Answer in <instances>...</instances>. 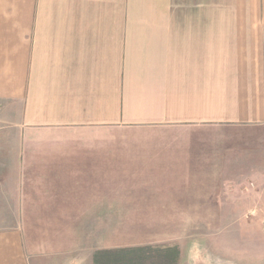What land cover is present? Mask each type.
Segmentation results:
<instances>
[{"label": "crops", "instance_id": "1", "mask_svg": "<svg viewBox=\"0 0 264 264\" xmlns=\"http://www.w3.org/2000/svg\"><path fill=\"white\" fill-rule=\"evenodd\" d=\"M262 177L264 0H0V214L257 212Z\"/></svg>", "mask_w": 264, "mask_h": 264}, {"label": "rangeland", "instance_id": "2", "mask_svg": "<svg viewBox=\"0 0 264 264\" xmlns=\"http://www.w3.org/2000/svg\"><path fill=\"white\" fill-rule=\"evenodd\" d=\"M255 185L252 192L257 212L244 209L218 214H0V225L15 221L23 228L31 264H93V254L98 249L141 245L177 248V261L157 255L130 261V256H126L114 262H109L110 258L103 264H264V177ZM241 190L248 194L249 190Z\"/></svg>", "mask_w": 264, "mask_h": 264}, {"label": "trees", "instance_id": "3", "mask_svg": "<svg viewBox=\"0 0 264 264\" xmlns=\"http://www.w3.org/2000/svg\"><path fill=\"white\" fill-rule=\"evenodd\" d=\"M161 256L163 258H168L171 262L176 263L178 257V249L174 247H155L151 245H141L135 247H121L116 249H98L93 254V264H103L107 262L121 261L124 257L130 256V261L133 258H145L153 256ZM132 258V259H131ZM125 259V258H124Z\"/></svg>", "mask_w": 264, "mask_h": 264}]
</instances>
